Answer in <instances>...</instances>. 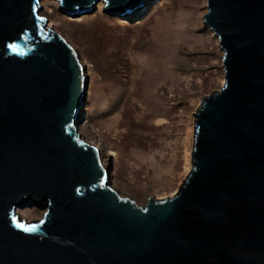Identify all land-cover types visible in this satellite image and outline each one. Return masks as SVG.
Wrapping results in <instances>:
<instances>
[{
	"label": "water",
	"instance_id": "water-1",
	"mask_svg": "<svg viewBox=\"0 0 264 264\" xmlns=\"http://www.w3.org/2000/svg\"><path fill=\"white\" fill-rule=\"evenodd\" d=\"M40 1L0 0V264H264V0H207L224 83L192 114L178 192L144 206L110 186L76 133L87 77ZM56 1L77 16L149 3ZM32 206L41 218H21Z\"/></svg>",
	"mask_w": 264,
	"mask_h": 264
},
{
	"label": "rangeland",
	"instance_id": "rangeland-1",
	"mask_svg": "<svg viewBox=\"0 0 264 264\" xmlns=\"http://www.w3.org/2000/svg\"><path fill=\"white\" fill-rule=\"evenodd\" d=\"M148 1L139 17L105 13L103 2L89 14L68 15L56 0H41L38 14L85 69L77 132L112 154L110 185L138 206L178 192L192 168V114L224 83L223 51L203 23L207 0ZM36 212L18 210L28 221L41 218Z\"/></svg>",
	"mask_w": 264,
	"mask_h": 264
},
{
	"label": "bare ground",
	"instance_id": "bare-ground-1",
	"mask_svg": "<svg viewBox=\"0 0 264 264\" xmlns=\"http://www.w3.org/2000/svg\"><path fill=\"white\" fill-rule=\"evenodd\" d=\"M140 13V11L138 12V11H136V12H134V13H132V14H134V15H140L139 14ZM49 27H51V26H49ZM82 64V63H81ZM84 67V66H83ZM84 71H85V69H84ZM85 73V72H84ZM81 116H82V110H81V113H80V115H79V118H78V120L76 121V124L79 122V120H81ZM76 124H75V128H76ZM76 133L78 134V136H79V138L81 139V141H83V142H86V139H84V137H83V134L82 133H78L77 132V128H76ZM86 143H90L91 144V146H93V147H95L96 149H98V151H99V155H100V160H101V164H102V166L104 167V168H106L107 170L109 169V157H111V155L112 154H107V155H104L103 154V152L101 151V149L99 148V146L94 142V141H87ZM187 167H188V165L189 164H185ZM189 168V167H188ZM186 169V168H185ZM109 172V171H108ZM111 186V185H110ZM112 187V186H111ZM172 197V196H171ZM33 208H34V206H32ZM34 210H35V212L36 211H39V210H37L36 208H34ZM36 213H38V212H36ZM38 215H40V216H42V212L41 213H38Z\"/></svg>",
	"mask_w": 264,
	"mask_h": 264
}]
</instances>
